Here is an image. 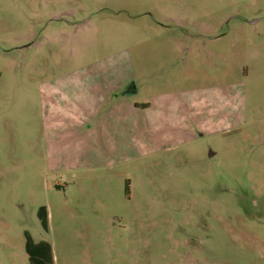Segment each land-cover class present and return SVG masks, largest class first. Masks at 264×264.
Wrapping results in <instances>:
<instances>
[{
    "label": "rangeland",
    "instance_id": "rangeland-1",
    "mask_svg": "<svg viewBox=\"0 0 264 264\" xmlns=\"http://www.w3.org/2000/svg\"><path fill=\"white\" fill-rule=\"evenodd\" d=\"M25 233L53 264H264V0H0V264Z\"/></svg>",
    "mask_w": 264,
    "mask_h": 264
},
{
    "label": "trees",
    "instance_id": "trees-1",
    "mask_svg": "<svg viewBox=\"0 0 264 264\" xmlns=\"http://www.w3.org/2000/svg\"><path fill=\"white\" fill-rule=\"evenodd\" d=\"M37 217L44 230L47 229L46 209L40 207L37 212ZM25 247L24 250L28 256L29 264H53L51 247L46 242L35 243L32 238L25 233Z\"/></svg>",
    "mask_w": 264,
    "mask_h": 264
},
{
    "label": "crops",
    "instance_id": "crops-1",
    "mask_svg": "<svg viewBox=\"0 0 264 264\" xmlns=\"http://www.w3.org/2000/svg\"><path fill=\"white\" fill-rule=\"evenodd\" d=\"M120 90L121 89H119L118 91L120 92ZM113 92H115V91H113ZM113 92H107L106 94H104L105 98L103 99V101H100V103H98L99 102V98H101V96L103 95V93H101L102 95H99L98 97H96V98H98L97 99V102H95V100H94L95 97H93V96L87 97V102L85 103V105H84V103H82V105H83L82 106V109L85 110V111H87V113L89 115L90 114L92 115L91 117H88V118H92L93 115L95 114L94 112L100 111L101 109H103L104 107H106V105L109 106L108 109L112 113L118 114V113H121V111L124 112V110H125L124 106H125L126 100H124L122 102H114L113 103L112 100L110 99L111 98L110 97V94H112ZM128 92H129V90L123 89L122 90L123 96L126 97V95H127ZM129 93H133V92H129ZM89 98H90V101H89ZM132 108L135 109V110H137V111H140V112H147L148 109H150V110L152 109V107L150 105H148V106H145V105L144 106L137 105V106L132 107ZM157 110H158V112L160 111L159 113L164 114V115H166L167 112L169 111L168 110V107H165V108L162 107V109H157ZM165 122L166 123H169V119L166 118V121Z\"/></svg>",
    "mask_w": 264,
    "mask_h": 264
}]
</instances>
